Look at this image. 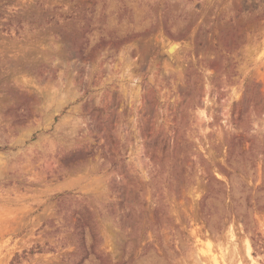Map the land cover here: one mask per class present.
<instances>
[{
    "label": "rangeland",
    "instance_id": "rangeland-1",
    "mask_svg": "<svg viewBox=\"0 0 264 264\" xmlns=\"http://www.w3.org/2000/svg\"><path fill=\"white\" fill-rule=\"evenodd\" d=\"M0 264H264V0H0Z\"/></svg>",
    "mask_w": 264,
    "mask_h": 264
}]
</instances>
